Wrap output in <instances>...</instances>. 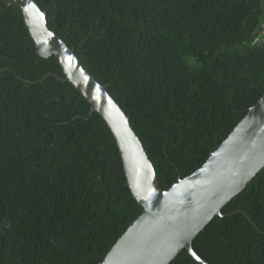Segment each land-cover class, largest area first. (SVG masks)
Instances as JSON below:
<instances>
[{
    "label": "trees",
    "instance_id": "16d2710c",
    "mask_svg": "<svg viewBox=\"0 0 264 264\" xmlns=\"http://www.w3.org/2000/svg\"><path fill=\"white\" fill-rule=\"evenodd\" d=\"M130 118L168 190L264 96V0H34ZM0 1V264H102L143 207L102 116ZM193 242L264 264V169ZM170 264H198L183 250Z\"/></svg>",
    "mask_w": 264,
    "mask_h": 264
},
{
    "label": "water",
    "instance_id": "95a60500",
    "mask_svg": "<svg viewBox=\"0 0 264 264\" xmlns=\"http://www.w3.org/2000/svg\"><path fill=\"white\" fill-rule=\"evenodd\" d=\"M22 11L42 58L56 56L65 77L112 131L122 157L127 185L143 207L102 264H170L183 250L198 264H210L193 247L200 232L264 169V96L248 111L204 165L168 190L161 187L145 146L130 118L89 73L70 48L49 28L47 13L34 0H0Z\"/></svg>",
    "mask_w": 264,
    "mask_h": 264
},
{
    "label": "built area",
    "instance_id": "2783aa9c",
    "mask_svg": "<svg viewBox=\"0 0 264 264\" xmlns=\"http://www.w3.org/2000/svg\"><path fill=\"white\" fill-rule=\"evenodd\" d=\"M263 32H264V30H263Z\"/></svg>",
    "mask_w": 264,
    "mask_h": 264
}]
</instances>
